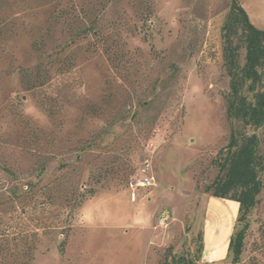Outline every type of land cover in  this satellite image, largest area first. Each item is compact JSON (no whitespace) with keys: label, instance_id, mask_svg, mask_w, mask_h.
Instances as JSON below:
<instances>
[{"label":"rangeland","instance_id":"374dc122","mask_svg":"<svg viewBox=\"0 0 264 264\" xmlns=\"http://www.w3.org/2000/svg\"><path fill=\"white\" fill-rule=\"evenodd\" d=\"M238 1L264 30V0ZM231 6L0 0V264H264V169L237 263L239 203L206 188L240 128L227 115ZM233 41L243 65L241 30ZM246 132L264 161V126ZM148 161L156 185L133 202ZM162 209L172 222L157 230Z\"/></svg>","mask_w":264,"mask_h":264},{"label":"trees","instance_id":"16d2710c","mask_svg":"<svg viewBox=\"0 0 264 264\" xmlns=\"http://www.w3.org/2000/svg\"><path fill=\"white\" fill-rule=\"evenodd\" d=\"M230 12L225 25L223 49L226 71L230 76L227 115L238 122L240 128H233L228 146L219 151V175L206 188L214 196L239 203L236 232L230 243L234 253L233 261L237 263L243 253L248 224L239 226L257 205V198L263 189L259 171L264 169V161L258 154L259 138L248 135L246 130L264 126V89H258L263 80L259 69L264 63V30L251 24L242 2L232 0ZM240 30L244 34L246 50L243 65L240 61V47L233 41V36ZM246 90L254 94L252 99L246 95Z\"/></svg>","mask_w":264,"mask_h":264},{"label":"built area","instance_id":"2783aa9c","mask_svg":"<svg viewBox=\"0 0 264 264\" xmlns=\"http://www.w3.org/2000/svg\"><path fill=\"white\" fill-rule=\"evenodd\" d=\"M150 171L151 163L148 161L144 164L141 174L134 177L128 184V190L131 192V200L133 202L138 199L139 193L142 190L154 187L156 185V178L150 173ZM156 219L157 230L158 228H167L172 222L171 213L168 209L160 210Z\"/></svg>","mask_w":264,"mask_h":264}]
</instances>
